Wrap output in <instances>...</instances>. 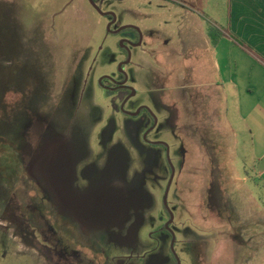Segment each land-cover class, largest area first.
I'll use <instances>...</instances> for the list:
<instances>
[{
	"label": "rangeland",
	"instance_id": "1",
	"mask_svg": "<svg viewBox=\"0 0 264 264\" xmlns=\"http://www.w3.org/2000/svg\"><path fill=\"white\" fill-rule=\"evenodd\" d=\"M231 1L105 3L144 38L126 110L149 109L148 133L147 112L123 114L126 93L98 84L124 56L89 0H0V264H177L172 169L146 133L170 148L181 264H264L262 185L247 181L264 94L226 103L209 87L204 40Z\"/></svg>",
	"mask_w": 264,
	"mask_h": 264
},
{
	"label": "crops",
	"instance_id": "2",
	"mask_svg": "<svg viewBox=\"0 0 264 264\" xmlns=\"http://www.w3.org/2000/svg\"><path fill=\"white\" fill-rule=\"evenodd\" d=\"M225 23V26H216L219 33L213 39L209 32L204 40L212 53L214 74L219 76L209 87L214 93L222 91L226 103L230 97L235 103H251L250 97L258 92L264 94V0H232L229 21ZM228 59L239 63L230 67ZM253 162L256 178L248 174L247 181L262 185L264 196V153Z\"/></svg>",
	"mask_w": 264,
	"mask_h": 264
},
{
	"label": "flooded vegetation",
	"instance_id": "3",
	"mask_svg": "<svg viewBox=\"0 0 264 264\" xmlns=\"http://www.w3.org/2000/svg\"><path fill=\"white\" fill-rule=\"evenodd\" d=\"M124 1L126 0H94L95 4L99 7L100 11H98L93 5L91 6L97 11L98 14H100V16L106 19V26L107 27L110 26V31L107 32V36L108 37L109 36L118 37L117 45L124 56V59L118 63L117 77H113L110 75H104L99 78L98 84L102 89L110 91V92H115L117 94L126 93V97L122 100V105L126 103L125 107L124 109L120 107V110L123 114L127 116H131V114H128L127 112L134 113L135 111L134 112L127 111L126 105L132 99L133 90L131 89L132 87L129 84V77H128V74L126 73L127 64L122 65V71L120 70V65L127 61H129L128 64L130 63L131 49L141 45V43L143 42L142 41L143 37L140 31H138L137 29L133 27H129L131 25L135 26L133 23L131 22L127 23V22L121 21L119 19V16L115 13V11L107 10L104 7L106 2L122 3ZM111 13H114V15H111ZM144 112L145 113L147 112L148 115L152 118V126H151L152 128L150 127L151 129L149 130V133H152L156 128L155 119L153 115L150 113L149 109H147L146 107L141 109V112L139 113V115H141ZM147 139H148V136H147ZM146 142L150 145L161 146V147L163 146V148H165V150L167 151V147L164 144H160V143L154 144L149 139Z\"/></svg>",
	"mask_w": 264,
	"mask_h": 264
},
{
	"label": "water",
	"instance_id": "4",
	"mask_svg": "<svg viewBox=\"0 0 264 264\" xmlns=\"http://www.w3.org/2000/svg\"><path fill=\"white\" fill-rule=\"evenodd\" d=\"M89 2H90L91 5H93L98 11H100L99 7L95 4L94 0H89ZM111 15H114V13H111ZM129 27H133V28H135V29H137V30L139 31V29H138L137 27L133 26V25H131V26H129ZM123 28H125V27H123ZM108 31H110V26L108 27ZM128 62H129V61H127V62H125V63H122V64L120 65V70H121V71H122V65H123V64H128ZM125 82H126V81H125ZM131 89L133 90V95H135V91H134V89H133V88H131ZM133 95H132V96H133ZM125 104H126V103H124V104L122 105V109H124ZM142 108H144V106L141 107V108H139V109H138L136 112H134V113H129V112H127V113H128V114H131V116H137V115H139V113L141 112V109H142ZM155 125H156V121H155ZM153 128H154V127H153ZM148 133H149V132H148ZM148 133H146V134L144 135V139H145L146 141H148V139H147ZM153 143H154V144H159V143H160V144H164V145L167 147V161H168L169 165L171 166V169H172V176H171L170 182H169V184H168V187H167V189H166V193H165V197H164V206H165V208L167 209V211H168L169 214H170V220H169L168 223L166 224V229H168V230L171 232V234H172L171 250H172L174 256L176 257L177 264H181V260H180L178 254H177V252H176V250H175V240H176L175 233L173 232V230H172L171 227H170V224H171V223L173 222V220H174V216H173L172 211L170 210V207H169V204H168V200H167V197H168V194H169V191H170V188H171V184H172V182H173V178H174V174H175V168H174V166H173V163H172V160H171V157H170V154H169V152H170V148H169V146L167 145V143H165V142H153Z\"/></svg>",
	"mask_w": 264,
	"mask_h": 264
},
{
	"label": "trees",
	"instance_id": "5",
	"mask_svg": "<svg viewBox=\"0 0 264 264\" xmlns=\"http://www.w3.org/2000/svg\"><path fill=\"white\" fill-rule=\"evenodd\" d=\"M210 33H211V36L214 37V34H212V31H210ZM162 147H163V146H162ZM1 152L3 153V151L0 149V153H1ZM2 153H1V154H2ZM0 156H1V155H0ZM154 249H155V247H154Z\"/></svg>",
	"mask_w": 264,
	"mask_h": 264
}]
</instances>
